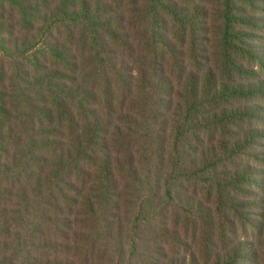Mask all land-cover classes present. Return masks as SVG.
Masks as SVG:
<instances>
[{
	"label": "trees",
	"instance_id": "obj_1",
	"mask_svg": "<svg viewBox=\"0 0 264 264\" xmlns=\"http://www.w3.org/2000/svg\"><path fill=\"white\" fill-rule=\"evenodd\" d=\"M259 3L0 0V264L250 262Z\"/></svg>",
	"mask_w": 264,
	"mask_h": 264
},
{
	"label": "rangeland",
	"instance_id": "obj_2",
	"mask_svg": "<svg viewBox=\"0 0 264 264\" xmlns=\"http://www.w3.org/2000/svg\"><path fill=\"white\" fill-rule=\"evenodd\" d=\"M259 11H257L258 16L261 17V19L264 20V0H259ZM261 35L263 36L261 39L257 41V44L261 46L264 51V31H262ZM258 74H260L261 78L264 79V73L261 72V70L257 69ZM259 102V101H257ZM261 102V101H260ZM256 102H250V105L254 104ZM253 128L262 127L264 128V125H260L257 123L252 124ZM259 153V159L252 160L251 164L260 170V174L258 175V186L256 188V199L260 198L261 201H259L261 204H257L258 209L255 211L256 215H252L251 213L248 214L249 219H251V223L256 226L255 229H252L249 227L250 237L246 241L249 242L250 248L254 249V253L251 254V258L248 259L250 262H247L246 264H264V145L260 149ZM254 218L256 220H254ZM245 235H243L244 237Z\"/></svg>",
	"mask_w": 264,
	"mask_h": 264
}]
</instances>
